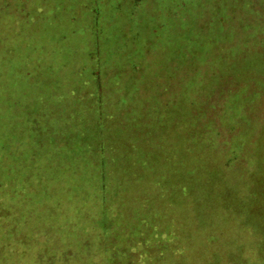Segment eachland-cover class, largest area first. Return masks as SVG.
Returning <instances> with one entry per match:
<instances>
[{
    "label": "rangeland",
    "instance_id": "1",
    "mask_svg": "<svg viewBox=\"0 0 264 264\" xmlns=\"http://www.w3.org/2000/svg\"><path fill=\"white\" fill-rule=\"evenodd\" d=\"M0 264H264V0H0Z\"/></svg>",
    "mask_w": 264,
    "mask_h": 264
},
{
    "label": "trees",
    "instance_id": "2",
    "mask_svg": "<svg viewBox=\"0 0 264 264\" xmlns=\"http://www.w3.org/2000/svg\"><path fill=\"white\" fill-rule=\"evenodd\" d=\"M100 125V124H99ZM182 188V190H186L187 188H186V186H183V187H181ZM165 189V187H162V190H164ZM161 193V192H160ZM158 194V193H157ZM157 194H154L155 196H158ZM156 202H157V200H156ZM154 204H156L155 203V200L154 199H151V202L149 203V202H147V204H146V207H148V206H150L151 207V209L153 210L154 208H155V205ZM141 207H143L142 205H141ZM145 212V211H144ZM168 226V228L170 227V224L169 225H167Z\"/></svg>",
    "mask_w": 264,
    "mask_h": 264
}]
</instances>
